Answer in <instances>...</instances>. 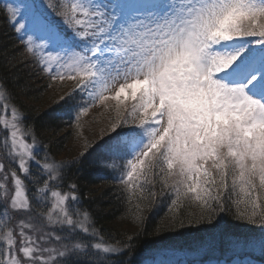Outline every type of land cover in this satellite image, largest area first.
Instances as JSON below:
<instances>
[{"label": "snow or ice", "instance_id": "obj_1", "mask_svg": "<svg viewBox=\"0 0 264 264\" xmlns=\"http://www.w3.org/2000/svg\"><path fill=\"white\" fill-rule=\"evenodd\" d=\"M0 14L22 56L76 82L61 100L78 90L77 121L97 103L123 106L81 156L116 173L130 203H154L159 182L174 197L171 228H215L223 213L261 229L264 255V0H20ZM66 167L0 83V264H108L131 249L95 227L77 185L62 190ZM193 207L195 218L181 211Z\"/></svg>", "mask_w": 264, "mask_h": 264}, {"label": "trees", "instance_id": "obj_2", "mask_svg": "<svg viewBox=\"0 0 264 264\" xmlns=\"http://www.w3.org/2000/svg\"><path fill=\"white\" fill-rule=\"evenodd\" d=\"M6 2L10 1L0 0V7ZM22 51L23 45L18 41L14 29L7 18L0 14V83L11 93L14 103L23 112L25 123L34 128L41 146L46 145L51 158L57 161L64 150L66 138L62 139L64 142L57 143L54 137L63 129L80 123L72 107L80 100L76 97L75 101L66 103L61 100L62 96L67 98L65 91L62 96L58 95L60 98L56 96L46 102L44 89L47 85L58 83L43 73L31 57L22 56ZM35 76L40 77L42 82L44 80L42 85L33 82ZM121 114L126 115L124 109L109 112L111 126ZM109 134H112L111 129L103 130L100 137L88 138L79 146L76 158L65 156L57 161L68 164L63 170L62 190L67 191L70 184L77 185L82 208L89 211L95 227L108 242L119 241L123 245L129 243V237L132 238L131 249L113 255L108 264H217L218 260L225 259L239 264H249V261L251 264H264L259 244L261 229L257 226L241 223L221 213L215 228L203 223L173 229L171 223L176 213L171 207V199L174 197H169L167 189L164 195H159L162 188L159 182L154 189L158 193L154 203L149 204L138 198L130 203L129 193L124 185L117 182L116 173L96 167L93 164L94 154L81 156L85 152V143H101ZM101 184L103 187L94 188ZM137 202L141 207L139 213L136 211ZM181 211H190L193 218L197 215L195 207ZM123 224L128 227L123 228ZM229 238H254L256 242L246 248L230 249Z\"/></svg>", "mask_w": 264, "mask_h": 264}, {"label": "rangeland", "instance_id": "obj_3", "mask_svg": "<svg viewBox=\"0 0 264 264\" xmlns=\"http://www.w3.org/2000/svg\"><path fill=\"white\" fill-rule=\"evenodd\" d=\"M9 1L12 3H14V1L20 2L19 0H9ZM33 82L42 85L44 80L42 82L40 77L38 78V76H35V80H33ZM56 82L58 83L57 85H53V86L47 85V87L44 89L45 90L44 93H46L45 97L47 96L46 102L47 100L54 99V97L58 95L62 96L65 91L67 93L73 92L76 84L75 81L68 79H65L63 81L57 79ZM75 95L76 97H79L78 90L76 91ZM60 96L58 97L60 98ZM126 103H130V101H126ZM120 109H123V106H121ZM116 110H117L116 101L109 100L104 102L103 104L97 103L96 105L89 107L85 115L80 116L79 118L80 123L77 122L75 126L69 127L67 129H63L60 133H58L54 137V141L55 142L57 141V143L64 142L62 139L66 138V144L63 148L64 150L62 151V153H60L59 157L57 158V161L63 160L65 156L71 159H74V157L76 158L78 156L79 146L83 144L84 141H86L88 138H96L97 136L100 137V134H102L103 130L105 129L110 130L111 124L109 119L111 117H109L108 115L109 112L111 113V111H116ZM77 111L78 110H73V112H77ZM101 187H103V184H101L100 186L97 185L94 188L98 189ZM127 227H128L127 225L123 226V228L125 229ZM130 230H133L132 227H130Z\"/></svg>", "mask_w": 264, "mask_h": 264}]
</instances>
